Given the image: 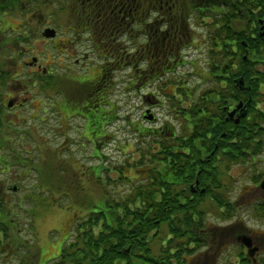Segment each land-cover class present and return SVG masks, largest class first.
Instances as JSON below:
<instances>
[{"label": "flooded vegetation", "instance_id": "obj_1", "mask_svg": "<svg viewBox=\"0 0 264 264\" xmlns=\"http://www.w3.org/2000/svg\"><path fill=\"white\" fill-rule=\"evenodd\" d=\"M65 1L67 4L66 10L69 9L71 18L76 19L75 24L64 29L56 23L57 30H55L46 23L55 32L53 39L50 40V46H48L45 53H42L41 59L34 57L31 62L23 60L19 64L20 69L21 64L25 65V68H28L37 78L52 77L55 94L59 96L55 102V114L57 116L68 121L73 115L62 107H58L59 104H64V107L69 106L75 116L82 117L84 120L85 118L92 119L91 114L89 115L85 111L88 108L89 101L81 102L80 93L76 96H69L66 93V89L70 84H75L81 89H83V85L87 87L91 93L89 97L92 94L98 95L106 87L107 78H110L109 82L113 83L114 87L115 83L111 80V73L117 69H122L123 64H129L130 68L136 72V65L133 62L141 63L143 59H147L149 64L143 71L141 70L140 73L143 76L137 81L138 87L141 89L146 85L147 78H153V80L158 77L165 78L169 73H176L178 68L185 67L187 64L194 66L193 63H187V60H196L199 65L198 76L212 78L211 85H203L201 89H211L212 91V106L208 108L207 115L211 117L212 124L216 126L215 132L221 135L220 138L214 135L213 139L216 140V143L212 153H208L207 157H216L215 163L218 164L225 156H235V128L247 120L252 109V87L246 84L245 78L264 75V0ZM143 7L147 8V14L143 17V21H140V12ZM129 23H135L133 26L139 30V37L134 41L135 51L130 56L132 60L128 56H119L117 42L115 41L117 37L122 36V30ZM47 26L43 27V31L48 29ZM140 30H142V33ZM43 31L41 35H43ZM67 33L72 36V39H66ZM141 35L144 42L139 45L138 39ZM82 39H86L89 43V54L83 57H81V51L75 50V41L78 43ZM139 46L143 47L141 53ZM54 50L57 53H54ZM188 51L192 52L191 57H187L186 53ZM99 52L103 54L102 57H99L102 59L109 55V60L113 62V65L109 66L106 61L93 65L89 56L96 57L95 53L98 54ZM47 53H51L52 69H48L49 66L45 67L42 63L43 59L49 58ZM60 54H64L66 58L55 61V58ZM21 55H23L22 52L15 53L13 51L15 59L19 60ZM91 65L93 66L92 70ZM97 69H99L100 74L94 75L92 78L91 71ZM83 70L85 73L81 74ZM105 74H108V76L105 77ZM74 77L78 79L75 80ZM215 77H218L219 80ZM179 78H183V76L179 74ZM82 79L84 81H81ZM249 83L253 87L255 86L253 81ZM260 85H263V83H260ZM180 90L187 93L188 88L180 86ZM260 93L263 96V90ZM20 94L22 92L17 89H8V96H11V103H13L11 110L17 108L19 105L18 100L22 102L27 100L19 99ZM190 94L194 99L195 92L190 90ZM102 101V97L93 100V104H96L94 107L97 106L96 109H98L97 114L101 112ZM143 101L147 108L141 109L142 119H146V111L151 113L153 109L163 106L162 102L159 99L157 100L156 95H150L148 98L143 97ZM187 104L185 102L182 109L186 110ZM20 105H23V103ZM261 106H263V100ZM143 109H145L144 112ZM88 111L91 110L88 109ZM185 115L186 112H184ZM56 121L59 125H62L61 119ZM237 122L238 124H236ZM180 128L182 130V127ZM157 134L159 136L166 134L170 137L173 136V138H190L189 135L179 134L172 127L168 128L166 126L159 127ZM60 135L64 137V144L60 145V148L65 157L62 161L59 158L56 160L61 164L56 166L53 175L54 182L63 183L70 187L71 174L70 171L64 170V167L65 164H70L68 156L75 157L76 153L69 150L71 141L67 138L66 131L63 134L57 133V136ZM206 137L212 138L210 134ZM101 138L98 137V139ZM103 138L107 139L108 137ZM227 138H230L229 146L228 149H224ZM83 139L87 140L86 136ZM103 146L104 144L100 146V149ZM220 147L223 149L220 150ZM85 148V145L82 144L81 149L85 150ZM204 152L201 151L200 165L204 163ZM215 153H217V156ZM249 153V151H243L240 154ZM89 158L90 160L100 159V167H103L102 162L104 168L107 166V160L101 154V151L92 152ZM263 163L264 154L261 150L258 154L252 155L251 159L247 160L244 165L233 163L230 166L228 177L234 182V186H232L229 193L231 203L236 205L238 200L244 197L251 199L252 196L257 194L259 197L250 201L247 206L241 208L235 206L233 217L225 221L233 223L223 228L234 227L241 220L240 216L246 214L259 220L263 229ZM235 167H240L237 175H235ZM85 168L79 165L77 170L85 174L86 181L94 179L96 175L100 179V173L96 169ZM251 169H254L258 176L256 177V174L249 176L246 182L248 187L243 189L240 196L235 197L236 178L240 179L242 173ZM199 195H205V191L201 190ZM158 199L160 201L161 197L159 196ZM219 222H213L214 224L208 222L209 230L201 231L206 244L199 249L200 256L195 258L196 261L204 259L210 261H203L200 264H217L220 257L227 256L226 264H264V233L262 229L250 231L240 227L229 231L224 229L219 232L220 230L216 227ZM211 225L216 226L211 228ZM209 252L211 253L210 256H208ZM229 258L232 259L229 260Z\"/></svg>", "mask_w": 264, "mask_h": 264}, {"label": "rangeland", "instance_id": "obj_2", "mask_svg": "<svg viewBox=\"0 0 264 264\" xmlns=\"http://www.w3.org/2000/svg\"><path fill=\"white\" fill-rule=\"evenodd\" d=\"M7 6L10 7V12H7L4 17H0V36H3L4 39L7 38L6 32L10 31V39L7 38V42L9 46L12 47V51L22 52L23 55L19 56L18 59L15 60V63L12 67V72L20 73V69L18 68L20 61L23 60L26 62H31L32 58L37 57L38 59L42 58V53H45L48 46H50V40L53 39L54 35L50 28L46 25V23L52 28L57 30L56 23L61 25L64 29L69 26H73L75 24L76 19L71 18L70 10L67 9V4L65 0H8ZM17 4H15V2ZM35 6V7H34ZM141 17H139L140 21H143V17L147 14V8L143 7L141 12ZM135 23H129L122 30V36L117 37L115 40L117 42L118 53L119 56L123 57L128 56L130 60V56L135 51L134 41L139 37V30L137 27L133 26ZM144 24V23H142ZM47 26L49 30H45L43 37L42 31L43 27ZM196 31V30H195ZM142 33V30H140ZM66 33V32H65ZM69 33V32H68ZM67 33L66 39H72V36ZM127 36H124V35ZM143 41V36L141 35L138 39V44L141 45ZM75 50L81 51V57L86 54H89V43H87L86 39H82L77 43L75 41ZM124 46V47H123ZM143 47L139 46L140 53L142 52ZM132 49L133 52H132ZM54 53L57 51L54 50ZM96 57L92 55L89 56L90 60L92 59L93 65L101 64L103 62H107L109 66L113 65V62L109 60V55L105 56V59L99 58L102 57L103 54L99 52ZM187 57L192 56V52L188 51ZM48 59H43L42 63L48 69H52V61L50 60L51 53H47ZM22 58V60H21ZM65 55L60 54L55 61L65 59ZM201 63V61H199ZM36 63V62H35ZM97 63V64H96ZM123 63V62H122ZM121 63V65H122ZM136 65L137 71L134 72L130 65H124L122 69H117L113 73H111V80L115 83V87H113V83L109 82L110 78H107L106 87L98 94L91 95L90 90L83 85V89L78 87L75 84H70L66 89V93L69 96H76L80 93L81 102L89 101L88 108L85 109L87 114H91L92 119L85 118L84 123L76 117V121L73 124L74 129L70 131L69 137L74 139L75 145L74 150L76 154H79V149L77 147V143L81 138V133H83V127L85 126V136L86 139L90 142V132L95 133L96 136H108V138H104L101 143L98 144V147L102 146V144L106 143L104 150H102V155L107 160V167L112 170L115 168L117 171L128 165V162L133 160H137L136 156H132L133 150H140L147 155H149L154 163L155 168L160 169L161 164L155 165V163L160 162L158 159L153 156L160 150V141L161 138L157 134V129L162 125H167L168 127H172L179 134H183L181 132V125H178L176 122L177 119L181 120V114H177V111L181 108V102H178L179 98L189 97L192 98L188 93L182 92L180 90V83L178 80H185L186 82L183 84L184 87L188 88V91L198 86L201 79H208L207 77L200 78L199 74V65L196 60H187V63H193L194 66H190L187 64L185 67L179 68L176 73L169 74L171 78H166L165 80L160 81L159 84H162L160 87L157 81H154L153 78L149 81V84L139 89L136 80L137 77L141 74V69L147 65L145 62L137 63L133 62ZM202 64V63H201ZM93 66L91 65V70ZM46 69V68H45ZM43 70V68H42ZM31 71L27 70L26 74H21L14 76L12 79L11 87L17 89L19 92L26 91L19 95V99H27L24 102L18 100V108L16 109L18 112L17 116L20 114L19 119L27 120L26 125H23L24 132L26 133V141H24L23 145L26 151L30 152L29 155H25L22 153V159L27 161L29 164V169L32 171H27L25 169H21V167L16 166L14 163L8 165L9 169L5 170L2 166L4 164L7 167L6 163V154H2L0 156V194L1 196H6L9 198L10 205H13L14 208L17 207L19 200L22 198L24 201V208L20 212V220H17L18 227L20 230L21 240L26 243L29 249H35V252L38 253L35 258V264H44V262L56 257L61 248L64 246L66 241L72 235L69 231L73 228L75 220H77L81 216V212L78 211V206L76 205H61L63 202L56 203L51 196L41 195L44 193L47 188L42 187L40 184L41 180H45V178H52L58 164L61 162H56L59 158L61 161L65 157L64 153L61 151L60 147L48 144L46 148L38 147L36 148V144H41L42 140L46 141V138H53L54 133L63 134L66 130V126L63 128H58L53 132L52 128L58 127L57 125V117L55 113L52 111L50 104V97L59 98L55 94V89L53 87V80L51 76H43V77H35V75L30 73ZM85 71H81V74H84ZM78 74V75H81ZM99 69L91 71L92 78L94 75H99ZM179 74L183 76V78H179ZM105 77L108 74L104 75ZM133 78H136L133 81ZM77 80V77H74ZM81 81H84L83 79ZM80 81V82H81ZM35 86V87H33ZM22 87V88H21ZM32 87V88H31ZM160 87V88H159ZM133 88V89H130ZM162 88V89H161ZM205 89V88H204ZM153 94L159 97V99L163 102V106L161 108L153 109L154 120L150 123L147 122L145 124L142 120V108L145 107V104L142 101L143 95ZM102 97L103 101L101 102L102 109L99 114L96 104H93V100ZM169 100V101H168ZM61 102V98H60ZM21 103L25 104L20 105ZM36 104H38L36 106ZM41 107L47 110H44L43 114H40V117L35 121L36 130H32V128L28 125L30 119L34 118V109L32 107ZM59 108L62 107L65 111L73 114V111L69 108V106L64 107V104H59ZM147 108V107H146ZM88 109L91 111L89 112ZM264 109V106H263ZM144 110V109H143ZM42 112V110H41ZM180 112V111H179ZM13 112L8 113L6 115L7 119H13ZM57 115V114H56ZM44 119L46 120L45 123ZM146 122V121H145ZM62 123L64 125L65 119L62 118ZM69 124V127L72 126ZM91 130H88V126ZM33 126V127H35ZM148 129V132L153 131L148 134L147 140L145 139V130ZM193 131L192 128H187L184 130V133L189 135ZM94 133L91 134L94 136ZM155 133V134H154ZM209 134V133H208ZM101 138V139H102ZM99 139V140H101ZM93 140V139H92ZM159 140V141H158ZM38 150L36 155V151L32 149ZM93 150L92 145L86 148L82 155L77 156L80 159L86 158L89 160V156L91 155ZM208 153H212V150L207 151ZM264 154V153H263ZM36 155V156H35ZM209 159L210 157H207ZM14 158V157H13ZM11 161L12 158H10ZM64 162V161H63ZM78 165L70 161V164H65L64 170L67 172L70 171V187L63 183H56L53 181L52 185L58 186L64 189H74L76 188V192H79V195L76 194L75 199L79 200L80 205L89 204V200L85 199L82 195L88 193L90 191H85L88 187L94 186L93 180L88 179L85 180V174L82 171H78ZM139 170L136 171V174L132 176V168H128L125 170L123 168L124 173L127 174L128 178H124V182L122 185H116L115 188L108 189V195L111 196L115 192L118 194H126L130 191L133 186H138L140 182L137 181L139 176H143L142 170L139 167H136ZM149 169H152L149 167ZM240 167H235L234 170L235 175H237V171ZM122 170V171H123ZM75 173V174H74ZM256 171L254 169L246 170L245 173H242V177L240 179L236 178L235 183V197L240 196L243 192L244 188L248 187L246 184L248 177L251 175H255ZM263 174H264V163H263ZM21 176V177H20ZM258 174H256V177ZM109 177L113 180L118 181L119 176H117L116 172H112L109 174ZM115 181V182H116ZM92 184V185H91ZM14 186H18L21 189V192H13L12 188ZM232 186L233 182H232ZM231 186V187H232ZM40 187V195L37 199L38 207H37V215L38 221H36V233L34 234V228L29 225L30 221V211L34 210L33 203H30L29 200L26 199V195H29L31 190L34 188ZM83 189V190H82ZM264 191V190H263ZM92 203L101 202V195L99 192H94ZM108 196V197H109ZM259 195L252 196V198L244 197L236 202V206L241 208L243 206H247L250 201L257 199ZM101 199V200H99ZM99 200V201H97ZM66 203V202H65ZM18 209V207H17ZM241 220L237 225L231 228H223L231 225L232 223L228 222H219L218 230L221 232L224 229L234 230L242 227L243 229L250 231H258L262 229V223L255 219L252 215L243 214L240 216ZM73 224V225H72ZM73 230V229H72ZM263 233H264V223H263ZM35 235V236H34ZM34 241V242H33ZM33 242V243H32ZM34 244V245H32ZM22 245H19V247ZM34 246V247H33ZM1 249H9V248H0V264H19L18 259L14 256H11L9 253H2ZM213 253L212 251H210ZM208 253L210 256L211 253ZM25 251L21 252V255H24ZM200 256V253L197 252L194 257H192V261H189L190 264H200L203 261L209 262L210 260L199 259L195 260L196 257ZM202 258V257H201ZM209 259L211 257H208ZM232 258H229L231 260ZM225 260H227V256L220 257L217 264H226Z\"/></svg>", "mask_w": 264, "mask_h": 264}, {"label": "trees", "instance_id": "obj_3", "mask_svg": "<svg viewBox=\"0 0 264 264\" xmlns=\"http://www.w3.org/2000/svg\"><path fill=\"white\" fill-rule=\"evenodd\" d=\"M8 2L0 0V17L10 12ZM10 51L6 39L0 36V98L11 83ZM250 81H253L254 87ZM245 82L252 87V109L247 122L235 128L234 157L225 156L218 164L215 163L216 157L206 159L207 151L214 149L216 143L214 135L212 138H207L206 135L214 133L216 128L208 115L202 120L197 119L202 109L194 101L188 112L193 121L198 120V124L193 127L190 138H173L166 134L160 136L159 140L163 138L159 142L160 150L153 156L160 161L155 163L161 164L160 169L155 168L149 155L134 149L131 157L137 156L138 160L131 159L123 168H132L134 176L139 170L136 167H139L143 176L137 179L139 185L133 186L126 194L115 192L108 195L109 188L122 185L125 177L129 180L123 168L118 171L115 168L108 169L109 167L96 169L100 173V179L98 175L92 179L94 186L85 190L90 191L88 195H82L89 200V204L83 203L82 206L75 199L76 194L79 195L76 188L53 186L54 176L41 180V186L47 188L41 195L51 196L56 203L63 202L62 206L76 205L81 212V218L76 227L73 226V230L69 231L72 235L59 254L44 264H190L192 257L206 244L201 231L209 230L208 222L214 224L216 221H227L234 215L235 205L229 198L232 189V180L228 177L230 166L233 163L244 165L252 155L260 152L264 143V109L263 112L255 109V103L262 100L264 103V90L263 96L259 93V84H264V76L246 77ZM4 114L0 100L2 129ZM152 132L145 130L147 138ZM229 140L230 138L226 139L224 149H228ZM221 149L223 148L220 147ZM201 151H205L202 165L199 163L202 159ZM243 151L250 153L240 154ZM150 166L152 169H149ZM112 172L119 176L117 182L109 177ZM196 181L200 186L193 193L191 188ZM201 190L205 191V195H199ZM96 191L100 193L101 199L108 198L107 201L91 204ZM17 192L20 193L21 190L18 189ZM41 195L40 187L33 188L26 195V199L33 203L34 210L30 211L29 225L34 228L35 235V224L38 221L37 199ZM17 207L10 205L7 195L0 194V248H9L1 249L2 253L5 251L4 253L15 256L19 264H35L38 253L35 249H29L30 246L25 248L27 245L21 240L17 222L20 220L19 211L24 208L22 198ZM23 251L25 253L21 255Z\"/></svg>", "mask_w": 264, "mask_h": 264}, {"label": "bare ground", "instance_id": "obj_4", "mask_svg": "<svg viewBox=\"0 0 264 264\" xmlns=\"http://www.w3.org/2000/svg\"><path fill=\"white\" fill-rule=\"evenodd\" d=\"M50 99V101L52 102V105L50 104V106H51V108H52V111L54 112V109H55V102L57 101V99H56V97L54 96V98H49ZM38 104H36V106H37ZM32 109H34V111H33V115H34V118L32 119V120H37L39 117H40V115L39 114H36V109H35V107H32ZM44 110H47V109H43V111ZM43 111L41 112V113H43ZM43 114H46V113H43ZM41 120L42 119H40V122H41ZM19 122L21 123V126H23V125H26V121L24 120V119H20L19 120ZM46 122V120L44 119V122H41L42 124L43 123H45ZM57 122V121H56ZM31 128H32V130H36V126L35 125H33V124H28ZM57 125H58V127H56V128H52V130H53V132H55V130H57L58 128H63L64 126H66V134H67V130H68V127H67V125L66 124H62V125H59V123L57 122ZM33 126H35V127H33ZM20 131L21 130H19L18 131V134L20 133ZM54 137V141H55V143L56 144H58V143H60L61 141H63V139H64V137L62 136V135H60V136H57V133H54V135H53ZM16 139H18V140H20V141H22L23 143H24V141H26V133L24 132L22 135H21V137L20 138H16ZM49 139L50 138H46V141L45 140H42V143L41 144H36V148H38V147H41V148H46L47 146H48V144H49ZM32 150H35L34 148L32 149ZM36 151V155H37V153H38V150H35ZM30 154V152H28L27 151V155H29ZM9 156H7L6 157V160L8 161V163H6V165H7V168L9 169V167H8V165H10V164H15L16 166H18V167H20V163L18 162V161H16V160H14V159H12L13 161H11V159L10 158H13L14 156L12 155V154H8ZM35 155V156H36Z\"/></svg>", "mask_w": 264, "mask_h": 264}]
</instances>
